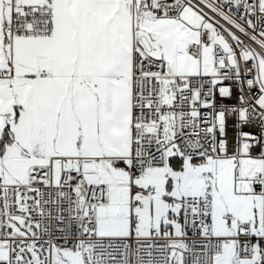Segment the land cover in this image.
Returning <instances> with one entry per match:
<instances>
[{
	"label": "snow or ice",
	"instance_id": "6c2138e0",
	"mask_svg": "<svg viewBox=\"0 0 264 264\" xmlns=\"http://www.w3.org/2000/svg\"><path fill=\"white\" fill-rule=\"evenodd\" d=\"M0 264H264V0H0Z\"/></svg>",
	"mask_w": 264,
	"mask_h": 264
}]
</instances>
